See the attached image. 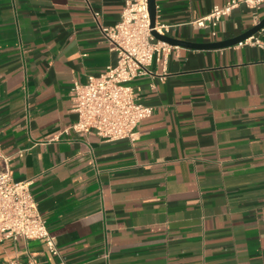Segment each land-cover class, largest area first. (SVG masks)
I'll use <instances>...</instances> for the list:
<instances>
[{"label":"crops","instance_id":"0c3cea01","mask_svg":"<svg viewBox=\"0 0 264 264\" xmlns=\"http://www.w3.org/2000/svg\"><path fill=\"white\" fill-rule=\"evenodd\" d=\"M126 1L0 0V150L60 251L4 241L0 264H264L263 48L174 46L132 82L154 109L135 141L66 132L75 81L116 63L102 27ZM228 1L156 0V22L182 41L231 39L256 25L245 5L215 37L195 25Z\"/></svg>","mask_w":264,"mask_h":264},{"label":"built area","instance_id":"2783aa9c","mask_svg":"<svg viewBox=\"0 0 264 264\" xmlns=\"http://www.w3.org/2000/svg\"><path fill=\"white\" fill-rule=\"evenodd\" d=\"M245 5L254 11V23L261 18L259 11L264 0H229L215 6L211 12L198 19L199 28L212 29V35L222 19L233 10ZM96 18L98 14H95ZM156 30L168 35L170 29L156 22L151 27L148 0H127L121 20L113 27H102L112 51L116 52L114 65L98 76L90 75L86 83L75 81L72 94V110L78 120L67 129L77 133L93 134L105 141L136 140L138 124L153 115L154 109L139 102L132 82L140 77L153 75L150 67L154 63H167L174 46L158 40ZM239 45H257L264 49V41L256 35ZM20 239L37 240L44 243L50 253L59 255L56 238L47 226L35 199L30 181H15L10 159L0 150V243ZM10 264H25L13 259ZM26 264H40L30 258Z\"/></svg>","mask_w":264,"mask_h":264},{"label":"water","instance_id":"95a60500","mask_svg":"<svg viewBox=\"0 0 264 264\" xmlns=\"http://www.w3.org/2000/svg\"><path fill=\"white\" fill-rule=\"evenodd\" d=\"M148 5H149V12L151 17V27L155 28L156 18H157L156 0H148ZM263 29H264V18L257 25L253 26L251 29L242 33L239 36L223 41H215V42L203 43V44L174 39L169 35H162L156 30H153L152 33L158 40L166 42L171 46H181L185 48L198 49V50H212V49H223V48L239 45L241 42H244L246 39L258 34Z\"/></svg>","mask_w":264,"mask_h":264}]
</instances>
